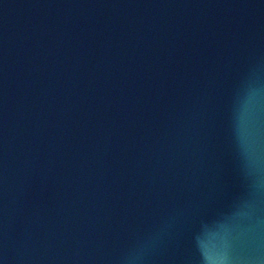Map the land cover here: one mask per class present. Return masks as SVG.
I'll return each instance as SVG.
<instances>
[{
	"label": "water",
	"instance_id": "water-1",
	"mask_svg": "<svg viewBox=\"0 0 264 264\" xmlns=\"http://www.w3.org/2000/svg\"><path fill=\"white\" fill-rule=\"evenodd\" d=\"M0 264H264V0H0Z\"/></svg>",
	"mask_w": 264,
	"mask_h": 264
}]
</instances>
